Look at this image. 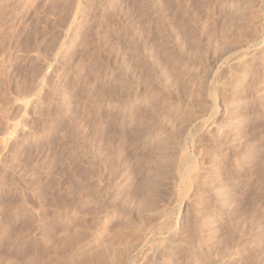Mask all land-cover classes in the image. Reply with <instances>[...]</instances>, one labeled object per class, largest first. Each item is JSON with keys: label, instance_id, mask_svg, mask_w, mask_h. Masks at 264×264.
Wrapping results in <instances>:
<instances>
[{"label": "rangeland", "instance_id": "1", "mask_svg": "<svg viewBox=\"0 0 264 264\" xmlns=\"http://www.w3.org/2000/svg\"><path fill=\"white\" fill-rule=\"evenodd\" d=\"M176 1L0 0V229L7 232L6 234L3 231L5 235L3 232L0 233L4 235H0L1 264H63L65 260L64 264H81L85 256L83 253H86L85 250L90 251V249L96 248L95 246L102 247V245H105L104 249L106 250L109 248L106 252L107 257L108 254H113V249L116 250V247L117 249L121 248L119 251L124 248V252H126V250L129 251L128 247L132 246L131 243L133 245L137 243L136 237L142 234L144 228L150 226V222L155 224H151L153 230L149 227L151 231L149 232L152 233L150 235L148 233L149 242L138 250L132 246L135 252L132 251V248L131 252L129 251L131 254L126 252L127 257L123 256L122 260L125 262L122 261V264L123 262L130 264L129 259L133 260L131 264H264V58H262L264 56V13L261 12L264 11V3L261 2L262 0H258V2L247 5L245 0V2L238 0L240 3L235 7L233 0L230 3V0ZM159 3H161L160 6ZM243 4L245 6H242ZM237 7L248 13V15H244V20L237 21L234 17L233 11ZM255 9L260 13L261 21L257 19L258 15L256 14L258 13ZM244 12L243 14H245ZM179 13L181 17H179ZM230 13H234L233 16ZM229 14L232 20L228 18ZM249 15L253 16L252 18L250 16V21ZM183 16L185 17L183 18ZM256 19L262 23L259 22L260 28L258 23L254 22ZM150 20L152 21L150 22ZM233 20L237 22V25ZM251 21L253 22L251 23ZM228 22L230 25L232 23L236 25H234L235 27L231 26V33L227 30L230 27L226 24ZM177 27H181L184 31ZM226 27L227 29H224ZM174 28L175 30H173ZM186 28L188 29L185 30ZM233 30H235L234 33ZM256 30H259L258 39L253 37L258 33ZM144 31L149 32L148 35ZM227 31L230 41L226 34L224 35ZM179 35L183 36L181 40L180 37L177 39ZM246 38H253L256 42L248 39L251 40L250 43ZM182 42H186V44ZM252 42L259 45L254 46ZM181 43L185 46L183 47ZM245 43L247 47L243 45ZM131 46L134 48V52L131 50ZM156 46L159 48L157 49ZM197 48L198 53L203 55L196 52ZM255 48L257 51H253ZM163 49L164 51H162ZM240 50L243 54L246 52L249 54L244 55H248L251 62L259 61L261 63L263 61L262 65L257 62V64H253L255 69L252 66L245 72L242 68L246 64L247 58L244 57L245 60H241L243 55ZM231 54L232 56L229 57ZM137 55L139 56L137 57ZM226 57L227 59H225ZM232 57L239 60L236 61ZM138 59H140L139 62L142 61L138 63L139 65L136 64ZM240 61L243 66L240 65ZM228 62L230 64L234 62L233 66H236L237 63L236 67H242L239 68L241 71L236 67L234 69ZM243 62L245 63L243 64ZM223 64L230 65L232 68H228L233 71L230 72V69L228 70ZM224 68L230 73L229 76ZM238 70L241 75L237 74ZM231 73L234 75L230 77ZM255 74L258 76L255 77ZM238 75L244 76L242 77L244 79H240L245 82L241 81L242 83L238 84ZM226 76L232 78L228 79V82L235 83L229 82L224 85ZM200 77L201 81L198 82ZM126 82L130 91L129 96L123 97L119 85H126ZM211 82L213 84L217 82V84L213 85ZM247 82H249L250 89L248 84H245ZM233 84H237L239 88H235L237 85L232 88ZM198 85L202 86L198 87ZM184 86L189 87L188 91ZM224 86L228 89L235 88V95L232 96L234 90L228 92ZM196 87L200 90L205 88L206 92L202 90L205 93H208L207 90L211 88L210 96L212 92L216 94H212V98L216 97L213 98L217 105L216 113L213 115L205 113L206 111L201 109L202 103L201 107L197 105L201 100L206 102L207 98H205V93L197 90ZM221 88L225 89L227 93ZM190 89L192 91L187 93V95L189 94L187 96L185 92H189ZM216 89H221V91L217 92ZM237 89L241 93L238 94ZM196 91L203 99H199L197 93L196 95L192 93ZM248 91L250 92L248 93ZM244 92L246 93L244 94ZM225 93L226 99L222 98ZM64 96L70 98L71 103L67 112L66 110L62 111L63 107L59 102ZM189 97L191 100H187L190 99ZM196 100H198L197 103H194ZM176 103L179 105H175ZM243 106L246 107L243 108ZM133 109L136 110V114ZM152 109L155 113L152 112ZM199 111L204 113L201 114ZM230 111L231 115H229ZM223 112L229 113V117L227 115L226 118L227 113L222 116ZM180 114L183 117L186 115V118L191 116L184 119L188 121V125L184 124V121H179L181 118L183 119V117L179 118ZM198 114L200 115L198 116ZM197 118L200 119V122ZM193 119L197 121L195 122ZM218 120L220 123H217ZM209 124L211 127L207 130ZM216 125L219 126L220 133H217ZM179 126L183 128L181 127L178 131ZM172 130L174 131L172 132ZM215 131V134L222 139L219 138V142L217 141L218 137L214 134ZM225 131L226 134L229 132L227 137ZM210 132L217 140L214 139L215 137L210 139ZM160 133L162 135L164 133L165 136L177 133L176 137H182L176 138V140H179L180 144L185 140L184 145H181L180 148V145L178 148L174 146L173 149L177 151L173 152L172 148L168 150L170 145H168L169 147L165 145L166 150L164 151L162 150L165 149L164 146H159L156 141H153L157 140ZM145 139L146 141H144ZM214 140L217 141L215 142L217 147L214 142L211 143ZM212 144L216 149H220L219 154L215 152L217 150ZM186 155L188 158L190 157V164L187 173L185 172L181 178L179 171L183 168V156ZM143 163L144 165H142ZM157 166L160 168L158 169ZM214 167L216 168L214 169ZM172 179L173 183H171ZM145 185L148 186V189L144 187ZM137 186L142 187V190ZM89 187L94 189L92 191L95 192L94 196L90 195ZM85 191H88L87 196L90 195L89 197L85 195ZM146 191L147 193H145ZM144 198H147L150 203L145 199L147 203L142 206H151L150 204L153 203L152 205L155 206L158 204L156 207L159 208L155 210V206H153L154 210L150 211L149 208V212L138 209ZM219 198L221 202L218 200ZM76 199L77 201H75ZM92 206L96 207L92 208ZM160 208L165 210H159ZM140 211L141 213H139ZM161 212H165V214L163 213V215ZM148 213L151 217L153 214V218L156 217L158 220L149 217ZM159 214L161 217L158 218ZM94 217L95 219L92 220ZM167 220L171 227L170 230H168L169 225L165 224ZM153 225H156L155 228ZM129 226H131V230ZM90 231L94 233L91 234ZM73 232L77 233L78 238H82L78 240ZM145 232L148 231L145 230ZM6 235L8 236L5 237ZM89 235H91L90 238ZM58 239L60 243H58ZM69 239L74 241L70 242ZM108 242H111L112 246ZM62 243L63 246H60ZM53 249L56 256L52 252ZM32 250L33 252H31ZM77 251L78 253H76ZM77 254H80V258L84 256L80 260ZM57 255H62L61 258L65 259L61 261L59 260L60 256L58 258ZM55 257L58 259L57 263L54 262V259L57 260ZM109 258L105 261L110 264L109 261L113 257L109 256ZM113 260L111 261L113 262Z\"/></svg>", "mask_w": 264, "mask_h": 264}, {"label": "bare ground", "instance_id": "2", "mask_svg": "<svg viewBox=\"0 0 264 264\" xmlns=\"http://www.w3.org/2000/svg\"><path fill=\"white\" fill-rule=\"evenodd\" d=\"M143 1H145V0H143ZM146 1H147V0H146ZM156 1H157V0H156ZM172 1H173V0H172ZM175 1H176V0H175ZM179 1H180V0H179ZM183 1H184V0H183ZM185 1H186V0H185ZM197 1H198V0H197ZM221 1H222V0H221ZM233 1H234V4H235V7L237 6L236 4L239 5V3H240V2H238V0H233ZM239 1H241V0H239ZM243 1H244V0H243ZM245 1H246L247 5H249V4H253V3H255V2H258V0H245ZM245 1H244V2H245ZM259 1H261V0H259ZM107 2H108V1H107ZM138 2H139V1H138ZM149 2H150V1H149ZM168 2H169V1H168ZM176 2H177V1H176ZM180 2H181V1H180ZM189 2H190V1H189ZM219 2H220V1H219ZM223 2H224V1H223ZM230 2H232V1L230 0L229 3H230ZM261 2L264 3V0H262ZM125 3H126V2H125ZM136 3H137V2H136ZM150 3H151V2H150ZM163 3H164V2H163ZM163 3H162V4H163ZM138 4H139V3H138ZM160 4H161V3H159V6H160ZM168 4H169V3H168ZM168 4H167V5H168ZM174 4H175V3H174ZM179 4H181V3H179ZM188 4H189V3H188ZM201 4H202V3H201ZM201 4H199V5H201ZM231 4H233V3H231ZM231 4H230V5H231ZM234 4H233V5H234ZM109 5H110V4H109ZM128 5H129V4H128ZM136 5H137V4H136ZM175 5H176V4H175ZM224 5H225V4H224ZM247 5H246V6H247ZM258 5H259V3H258ZM172 6H173V5H172ZM177 6H178V5H177ZM182 6H183V5H182ZM184 6H186L185 3H184ZM192 6H193V5H192ZM196 6H197V5H196ZM242 6H245V5L243 4ZM242 6H241V8H242ZM152 7H153V6H152ZM167 7H168V6H167ZM188 7H189V5H188ZM198 7H199V6H198ZM233 7H234V6H233ZM233 7H232V8H233ZM250 7H251V6H250ZM256 7H259V6H256ZM140 8H141V7H140ZM146 8H147V7H146ZM158 8H159V7H158ZM162 8H164V7H162ZM190 8H191V4H190ZM202 8H203V7H202ZM229 8H230V7H229ZM229 8H228V9H229ZM245 8H246V7H245ZM248 8H249V7H248ZM136 9H137V8H136ZM143 9H144V8H143ZM156 9H157V8H156ZM156 9H155V10H156ZM179 9L181 10V8H179ZM187 9H188V8H187ZM196 9H197V7H196ZM230 9H231V8H230ZM234 9H235V8H234ZM242 9H243V8H242ZM242 9H240V10H241V11H240V10L238 9V7H237V9H236L235 11L232 10V11L235 13V16H234V17L236 18L237 21L244 20V17H245L244 15H248L247 12H246L247 14L244 12V11H246V10L242 11ZM257 9H258V11L260 12L259 8H257ZM257 9H255L256 12H257ZM261 9H262V6H261ZM140 10H141V9H140ZM158 10H159V9H158ZM160 10H161V8H160ZM164 10H167V9H164ZM169 10H170V7H169ZM184 10H185V8H184ZM190 10H191V9H190ZM198 10H199V9H198ZM202 10H203V9H202ZM151 11H152V10H151ZM167 11H168V10H167ZM172 11H173V10H172ZM177 11H178V10H177ZM205 11H206V10H205ZM205 11H204V12H205ZM239 11H240V12H239ZM250 11H251V9H250ZM77 12H78V11H77ZM81 12H82V11H81ZM156 12H157V11H156ZM173 12H174V11H173ZM178 12H180V11H178ZM189 12H190V11H189ZM189 12H188V13H189ZM193 12H194V11H193ZM204 12H203V13H204ZM228 12H229V11H228ZM243 12H244L245 14H243ZM254 12H255V11H254ZM259 12H257L258 14H256V15H258L257 19L260 18V16H259L260 13H259ZM261 12L264 13V11H261ZM141 13H142V12H141ZM153 13H154V12H153ZM161 13H162V12H161ZM163 13H164V12H163ZM184 13H185V12H184ZM191 13H192V12H191ZM195 13H196V12H195ZM234 13H233V14H234ZM81 14H83V13H81ZM159 14H160V11H159ZM159 14H158V15H159ZM186 14H187V13H186ZM227 14H228V13H227ZM230 14L233 16L232 13H230ZM230 14L227 15V16H229L228 18H230ZM254 14H255V13H254ZM254 14H253V16H254ZM161 15H163V14H161ZM180 15H181V14L179 13V17H181ZM183 15H185V14H183ZM262 15H263V14H262ZM156 16H157V15H156ZM159 16H160V15H159ZM188 16H189V15H188ZM191 16H192V15H191ZM191 16H190V17H191ZM225 16H226V15H225ZM250 16H251V18L253 17L252 15H249V18H248L249 21H250ZM140 17H141V16H140ZM163 17H164V16H163ZM177 17H178V16H177ZM184 17H185V16H183V18H184ZM194 17H195V16H194ZM246 17H248V16H246ZM255 17H256V16H255ZM255 17H254V18H255ZM263 17H264V16H263ZM84 18H85V17H84ZM86 18H87V17H86ZM150 18H151V17H150ZM156 18H157V17H156ZM187 18H188V17H187ZM187 18H186V20H187ZM226 18H227V17H226ZM235 18H234V19H235ZM254 18H253V19H254ZM157 19H158V18H157ZM176 19H177V18H176ZM176 19H175V20H176ZM192 19H194V18H192ZM203 19H204V18H203ZM248 19H246V20H248ZM257 19H256L254 22H257L258 25H259V22H260L261 20L259 19L260 21L258 22ZM155 20H156V19H155ZM161 20H162V19H161ZM177 20L179 21V19H177ZM180 20H182V18H180ZM184 20H185V19H184ZM184 20H183V21H184ZM188 20H189V19H188ZM226 20H227V19H226ZM230 20H232V19L230 18ZM263 20H264V19H263ZM151 21H152V20H150V22H151ZM178 21H176V22H178ZM197 21H198V20H197ZM227 21H228V20H227ZM233 21L235 22V20H233ZM127 22H128V20H127ZM159 22H160V21H159ZM189 22H190V21H189ZM191 22H192V21H191ZM191 22H190V23H191ZM231 22H232V21H231ZM231 22H230V23H231ZM243 22H244V21H243ZM252 22H253V21H251V23H252ZM153 23H154V22H153ZM157 23H158V22H157ZM178 23H179V22H178ZM194 23H195V22H194ZM251 23H250V25H251ZM260 23H261V22H260ZM128 24H129V23H128ZM184 24H185V23H184ZM184 24H182V25H184ZM186 24H189V23H186ZM195 24H196V23H195ZM226 24H227L228 27H229V25H230L229 22L226 23ZM235 24L237 25V22H235ZM235 24H234V25H235ZM240 24H241V22H240ZM261 24H262V23H261ZM130 25H131V24H130ZM130 25H129V26H130ZM178 25H179V24H178ZM224 25H225V24H224ZM232 25H233V23L230 25L229 29H227V27L224 28V29H227V30L230 32V31H232V29H231V26H232ZM234 25H233V26H234ZM236 25H235V26H236ZM255 25H256V24H255ZM233 26H232V27H233ZM235 26H234V27H235ZM239 26H240V25H239ZM174 27H175V26H174ZM185 27H186V25H185ZM193 27H194V26H193ZM253 27H255V26H253ZM127 28H129V27H127ZM132 28H133V27H132ZM145 28H146V27H145ZM149 28H150V27H149ZM177 28L179 29V28H181V27H177ZM183 28H184V27H183ZM191 28H192V27H191ZM247 28H248V27H247ZM247 28H246V29H247ZM259 28H260V25H259ZM261 28H262V27H261ZM124 29H125V28H124ZM181 29H182V28H181ZM187 29H188V28H186L185 30H187ZM193 29H194V28H193ZM230 29H231V30H230ZM250 29H251V28H250ZM127 30H128V29H127ZM127 30H126V31H127ZM140 30H141V29H140ZM143 30H144V29H143ZM145 30H147V29H145ZM173 30H175V28H174ZM182 30H183V29H182ZM191 30H192V29H191ZM194 30H195V29H194ZM248 30H249V29H248ZM128 31H129V30H128ZM147 31H148V30H147ZM183 31H184V30H183ZM189 31H190V30H189ZM228 31H227L226 33H224V35L226 34V37H227V35H228ZM234 31H235V30H233V33H234ZM243 31H244V30H243ZM250 31H251V30H250ZM256 31L258 32L259 30H256ZM260 31H261V30H260ZM130 32H131V31H130ZM136 32H137V31H136ZM139 32H140V31H139ZM144 32H146V31H144ZM174 32H175V31H174ZM193 32H194V31H193ZM236 32H237V30H236ZM248 32H249V31H248ZM253 32H254V28H253L252 34H253ZM257 32H255V33H257ZM263 32H264V30H263ZM132 33H133V32H132ZM146 33H147V32H146ZM148 33H149V32H148ZM148 33H147V35H148ZM178 33H179V31H178ZM185 33L187 34V31H186ZM230 33H231V32H230ZM230 33H229V35H230V37H231V34H230ZM233 33H232V35H233ZM239 33H240V30H239ZM239 33H238V34H239ZM136 34H137V33H136ZM144 34H145V33H144ZM173 34H174V33H173ZM186 34H184L185 37H187ZM189 34H191V33H189ZM189 34H188V35H189ZM246 34H247V33H246ZM260 34H261V33H260ZM130 35H131V34H130ZM139 35L142 36L141 34H139ZM145 35H146V34H145ZM175 35H176V34H175ZM177 35H178V34H177ZM224 35H223V36H224ZM249 35H250V34H249ZM125 36H126V35H125ZM180 36H181V35L177 36V39H178V37H180ZM234 36H235V35H234ZM243 36H244V35H243ZM245 36H246V35H245ZM245 36H244V37H245ZM250 36H251V35H250ZM136 37H137V36H136ZM226 37H224V39H226ZM239 37H240V36H239ZM239 37H238V38H239ZM253 37H254V38L256 37V38L258 39V37H259V32L257 33L256 36H253ZM133 38H134V37H133ZM137 38H138V37H137ZM141 38H143V37H141ZM145 38L147 39V37H145ZM181 38H183V36L180 37V40H181ZM227 38H228V37H227ZM233 38L235 39V37H233ZM236 38H237V37H236ZM262 38H263V37H262ZM130 39L132 40V37H130ZM177 39H176V40H177ZM188 39H189V38H188ZM191 39H192V38H191ZM228 39H229V38H228ZM231 39H232V38H231ZM246 39H247V41H250V43H251V40H254V41L256 42V40L253 39V38H246ZM248 39H251V40H248ZM128 40H129V39H128ZM137 40H138V39H137ZM139 40H140V37H139ZM183 40H184V39H183ZM183 40H182V41H183ZM185 40H186V38H185ZM243 40H244V39H243ZM259 40H263V39H259ZM259 40H258V41H259ZM134 41H135V40H134ZM144 41H145V40H144ZM186 41H187V40H186ZM229 41H230V39H229ZM258 41H257V43H258ZM126 42H127V41H126ZM126 42H124V43L126 44ZM142 42H143V41H142ZM188 42H189V41H188ZM188 42H187V43H188ZM245 42H246V40H245ZM255 42H252V43H254V46H258L259 44H258V45H257V44L255 45ZM131 43H132V42H131ZM134 43H135V42H134ZM137 43H139V42H137ZM140 43H141V40H140ZM143 43H144V42H143ZM143 43H142V44H143ZM182 43H185V44H186V42H182ZM182 43H181V44H182ZM226 43H227V42H226ZM228 43H229V42H228ZM241 43H242V42H241ZM248 43H249V42H248ZM248 43H247V44H248ZM147 44H148V43H147ZM189 44H190V43H189ZM63 45H64V44H63ZM133 45H134V44H133ZM143 45H145V44H143ZM182 45H183V47L185 46L184 44H182ZM228 45H229V44H227V46H228ZM235 45H236V44H235ZM243 45L245 46L246 43L243 44ZM248 45H249V44H248ZM137 46H138V45H137ZM140 46H141V45H140ZM149 46H150V45H149ZM153 46H154V45H153ZM159 46H161V45H159ZM162 46H163V45H162ZM231 46H233V45H231ZM237 46H238V45H237ZM240 46H241V45H240ZM249 46H250V45H249ZM128 47H130V46L128 45ZM131 47H132V46H131ZM151 47H152V46H151ZM151 47H150V48H151ZM164 47H165V46H164ZM187 47H188V45H187ZM229 47H230V45H229ZM235 47H236V46H235ZM238 47H239V46H238ZM238 47H237V48H238ZM241 47H242V46H241ZM245 47H247V46H245ZM252 47H253V46H252ZM135 48H136V47H135ZM142 48H144V47H142ZM147 48H148V47H147ZM147 48H145V49H147ZM156 48H157V46H156ZM158 48H159V47H158ZM158 48H157V49H158ZM231 48H232V47H231ZM233 48H234V46H233ZM242 48H243V47H242ZM253 48H254V47H253ZM124 49H125V48H124ZM124 49H123V50H124ZM164 49H165V48H164ZM164 49H163L162 51H164ZM235 49H236V48H235ZM238 49H239V48H238ZM238 49H237V50H238ZM259 49H260V48H259ZM131 50H133V52L135 51L133 47H132ZM136 50H137V49H136ZM142 50L145 51L144 49H142ZM196 50H197L196 52L198 53V48H197ZM199 50H200V49H199ZM137 51H138V50H137ZM143 51H141V52H143ZM157 51H158V50H157ZM245 51H246V50H245ZM245 51H244V52H245ZM253 51H257L256 48H255V50H253ZM253 51H252V52H253ZM129 52H130V50H129ZM131 52H132V51H131ZM133 52H132V53H133ZM138 52H139V51H138ZM159 52H160V51H159ZM194 52H195V51H194ZM196 52H195V55H197ZM200 52H202V51H200ZM238 52H239V50H238ZM240 52L242 53L241 50H240ZM127 53H128V52H127ZM144 53H145V52H144ZM147 53H148V52H147ZM162 53H164V52H162ZM246 53H247V52H246ZM246 53H244V54H246ZM255 53H256V52H255ZM152 54H153V53H152ZM198 54H199V53H198ZM201 54H202V53H200L199 55H201ZM234 54H235V53H234ZM234 54H233V55H234ZM244 54L242 53L243 56H242V57L240 56V57L242 58V59H241L242 61H243V59L245 60V58H247L248 60L251 59V58L247 57V56L249 55L248 53H247V54H248L247 56H245ZM251 54H253V53H251ZM259 54H260V52H259ZM259 54H258V56H259ZM263 54H264V53H263ZM263 54H262V55H263ZM129 55H130V54H129ZM132 55H133V54H132ZM135 55H136V53H135ZM149 55H150V53H149ZM199 55H198V56H199ZM202 55H203V54H202ZM236 55L239 56L238 54H236ZM236 55H235V56H236ZM138 56H139V55H137V57H138ZM143 56H144V55H143ZM205 56H206V55H205ZM231 56H232V54H231L229 57H231ZM237 56H236V57H237ZM251 56H252V55H251ZM131 57H132V56H131ZM137 57H136V59H137ZM194 57H196V56H194ZM194 57H193V58H194ZM236 57H235V58L232 57V58H233L234 60H236ZM240 57H239V58H240ZM244 57H245V58H244ZM253 57H254V56H253ZM256 57H257V56H256ZM261 57H262V56H261ZM133 58H134V55H133ZM142 58H143V57H142ZM142 58H141V60H142ZM196 58H198V57H196ZM199 58H200V56H199ZM199 58H198V59H199ZM207 58H208V57H207ZM211 58H212V56H211ZM211 58H209V59H211ZM257 58H258V57H257ZM262 58H264V56H263ZM127 59H128V57H127ZM201 59H202V58H201ZM213 59L215 60V58H213ZM225 59H227V57H226ZM233 59H231V60H233ZM247 59L245 60V61H246V64H244L245 62H243V64H244V67H243V68L238 66L240 69H241V68L244 69L245 72H246V70H247L248 68H251V67L253 66V64H255V63L257 64V62H259V61H257V62H254V61L251 62V60H249V61H250V63H249V61H248ZM259 59H260V58H259ZM259 59H258V60H259ZM139 60H140V59H138L137 63H136L135 61H134V62H135L136 64L142 62V61L139 62ZM206 60H207V59H205V61H206ZM231 60H229V61H231ZM234 60H233V61H234ZM237 60H239V59L237 58ZM237 60H236V61H237ZM253 60H255V59H253ZM263 60H264V59H263ZM131 61H132V60H131ZM203 61H204V60H203ZM203 61H202V62H203ZM217 61H218V59H217ZM227 61H228V60H227ZM236 61H234V62H236ZM247 61H248V63H247ZM260 61H261V59H260ZM127 62H128V61H127ZM206 62H207V61H206ZM206 62H205V63H206ZM234 62H232V63H234ZM131 63H132V62H131ZM135 63H134V64H135ZM192 63H193V62H192ZM198 63H199V62H198ZM222 63H223V62H222ZM232 63L230 64V62H228V64H230V65H232ZM240 63H241V61H240ZM261 63H263V61H262ZM261 63L259 62V64H261ZM129 64H130V63H129ZM184 64H185V62H184ZM212 64H214V63H212ZM259 64H258V65H259ZM138 65H139V64H138ZM141 65H142V63H141ZM141 65H140V66H141ZM223 65H224V64H223ZM226 65H227V64H226ZM226 65H224L226 68L231 67L230 65H229V66H228V65L226 66ZM238 65H239V64H238ZM240 65H242V63H241ZM261 65H262V64H261ZM129 66H130V65H129ZM133 66L135 67V65H133ZM183 66H184V65H183ZM217 66H218V65H217ZM232 66H233V65H232ZM236 66H237V63H236ZM236 66H235V65L233 66L234 69H235ZM242 66H243V65H242ZM197 67H198V66H197ZM212 67H213V66H212ZM222 67H223V66H222ZM253 67H254V66H253ZM256 67H257V65H256ZM258 67H260V66H258ZM231 68H232V67H231ZM231 68H228V70L230 69V70H229L230 72L233 71V69L231 70ZM236 68H237V67H236ZM239 68H237V69H239ZM183 69H184V68H183ZM209 69H211V68H209ZM219 69H220V67H219ZM237 69H236V70H237ZM240 69H239V70H240ZM254 69H255V67H254ZM220 70H221V69H220ZM220 70H219V71H220ZM224 70H225L226 72L228 71V70L225 69V68H224ZM224 70H223V71H224ZM236 70H234V71H236ZM239 70H238V71H239ZM204 71H205V70H204ZM213 71H214V70H213ZM240 71H241V70H240ZM240 71H239V73H237V72H234V73H237V74L241 75V74H240V73H241ZM244 71H243V72H244ZM247 71H248V70H247ZM256 71L258 72V70H256ZM256 71H254V72L256 73ZM189 72H190V71H189ZM202 72H203V71H202ZM243 72H242V73H243ZM187 73H188V72H187ZM204 73H205V72H204ZM218 73H220V72H218ZM223 73H224V72H223ZM223 73H221V74L223 75ZM227 73H228V76H229L230 73H229V72H227ZM247 73H248V72H247ZM247 73H246V74H247ZM252 73H253V71H252ZM178 74H179V73H178ZM210 74H211V72H210ZM212 74H213V73H212ZM225 74H226V73H225ZM225 74H224V76H225ZM246 74H245V75H246ZM250 74H251V73H250ZM128 75H129V74H128ZM195 75H196V74H195ZM200 75H201V74H200ZM200 75H199V76H200ZM218 75L220 76V74H218ZM222 75H221V77H222ZM232 75H234V74L231 73L230 77H231ZM239 75H238V76H239ZM252 75H253V74H252ZM252 75H251V76H252ZM179 76H181V75H179ZM179 76H178V77H179ZM186 76H187V75H186ZM202 76H203V75H202ZM236 76H237V75H236ZM256 76H258V74H257V75L255 74V77H256ZM259 76H260V75H259ZM175 77H176V76H175ZM178 77H177V78H178ZM206 77H207V76H206ZM206 77H205V78H206ZM217 77H218V76H217ZM230 77L227 78V76H226L227 79H226V80L224 79V81L226 82V83L224 82V83H225L224 85L228 84L229 82H230L231 84H232V83H235V82H231V81L228 82V81H227L228 79H230V80L232 79V78H230ZM234 77H235V76H234ZM234 77H233V79H234ZM242 77H244V76H239V78H237V83H238V84H239V82L242 81L241 79H244V78H242ZM246 77H248V76H246ZM253 77H254V76H253ZM255 77H254V78H255ZM179 78H181V77H179ZM203 78H204V76L202 77V79H203ZM240 78H241V79H240ZM181 79H182V78H181ZM198 79H200V80L198 81V82H200V81H201V77L198 78ZM210 79H211V78H210ZM250 79H251V78H250ZM250 79H248V80H250ZM176 80H177V79H176ZM222 80H223V79H222ZM252 80H253V79H252ZM129 81H130V80H129ZM212 81H213V80H212ZM234 81H235V79H234ZM182 82H183V81H182ZM242 82H245V80L242 81ZM242 82H241V83H242ZM256 82H257V80H256ZM256 82H255V83H256ZM119 83H120V82H119ZM122 83H123V82H122ZM211 83H212V82H211ZM220 83H221V82H220ZM251 83H252V82H251ZM251 83H250V84H251ZM253 83H254V82H253ZM117 84H118V83H117ZM128 84H129V82H128ZM184 84H185V83H184ZM184 84H183V85H184ZM195 84H196V83H195ZM212 84H213V83H212ZM212 84H211V85H212ZM216 84H217V82H216L215 84H213V85H216ZM231 84H230V85H231ZM245 84H248V85H247L248 87L250 86V85H249V82H247V83H245ZM258 84H259V83H258ZM185 85H187V84H185ZM235 85H237V84H235ZM235 85L233 84L231 87L233 88V86H235ZM255 85H256V84H255ZM128 86H129V85H127V82H126V85H125V84H124V85H123V84L119 85L120 89L122 90L121 92H122V94H123V95H121V96H123V97H124L125 95L129 96L128 93H129L130 90H129V87H128ZM187 86H188V85H187ZM199 86H200V85H198V87H199ZM201 86H202V85H201ZM201 86H200V87H201ZM130 87H131V85H130ZM213 87H214V86H213ZM213 87H212V88H213ZM215 87H216V86H215ZM222 87H223V86H222ZM229 87H230V86H229ZM231 87H230V88H231ZM237 87H238V85H237L235 88H237ZM248 87H247V88H248ZM253 87H254V86H253ZM131 88H132V87H131ZM182 88H183V86H182ZM184 88H186V86H184ZM191 88H192V87H191ZM206 88H207V87H206ZM218 88H220V86H218ZM224 88H225V86H224ZM226 88H227V87H226ZM226 88H225V89H226ZM230 88H229V89L227 88V89H228V92H231V91H233V90L235 89V88H234V89H232V88L230 89ZM238 88H239V87H238ZM247 88H246V89H247ZM186 89H187V91H188L189 87L186 88ZM196 89H197V87H196ZM221 89H222V88H221ZM221 89H216V90H217V92H218V90L221 91ZM225 89H222V91H226ZM240 89H241V88H240ZM242 89H243V88H242ZM249 89H250V87H249ZM110 90H112V89H110ZM193 90H194V89H193ZM197 90H200V89H197ZM202 90L205 91V88H204V89L201 88L200 91H202ZM210 90H211V88H210ZM210 90H207L208 93H205L206 91H205V92L202 91L203 93H205L204 95H206L205 98H207V100L204 99V100H206V102H204L203 100H201L200 102H198L197 105H199V106L201 107V103H202V108H201V109H203V111L205 110V111H206V112L204 111L205 113H210V114L213 115V113H216L217 105L214 103V100H213V98H214L215 96L212 98V94H213L212 91H211L212 94H211V96H210V93H209ZM214 90H215V89H214ZM214 90H213V91H214ZM229 90H231V91H229ZM158 91H159V90H158ZM184 91H186V90L184 89ZM190 91H192V89H190L189 92H185L186 95H187V93H190ZM237 91H239V90L237 89ZM241 91H243V90H241ZM181 92H182V91H181ZM233 92H234V93H233ZM233 92H232V93H233L232 96H234L235 93H236L235 90H234ZM246 92H247V91H246ZM246 92H244V94H245ZM249 92H250V91H248V93H249ZM183 93H184V92H183ZM185 93H184V94H185ZM192 93H195V95H196V93L198 94L197 91H196V92H192ZM192 93H191V94H192ZM221 93H222V92H221ZM221 93H220V95H221ZM226 93H227V91H226ZM226 93H225V96L222 95V98H225V97H226ZM239 93H241V92L239 91L238 94H239ZM242 93H243V92H242ZM158 94H159V93H158ZM201 94H202V93H201ZM214 94H215V93H214ZM214 94H213V95H214ZM217 94H218V93H217ZM223 94H224V92H223ZM250 94H251V93H250ZM188 95H189V94H188ZM188 95H187V96H188ZM199 95H200V94H198V96H199ZM204 95H203V96H204ZM207 95H208V97H207ZM215 95H216V94H215ZM141 96H142V95H141ZM184 96H185V95H184ZM201 96H202V95H201ZM232 96H231V98H232ZM238 96H239V95H238ZM238 96H237V97H238ZM148 97H149V96H148ZM190 97H192V96H190ZM190 97H189V98H190ZM194 97H195V96H194ZM218 97H219V96H218ZM229 97H230V96H229ZM229 97H228V98H229ZM240 97H241V94H240ZM125 98H126V97H125ZM125 98H124V99H125ZM130 98H131V97H130ZM144 98H145V97H144ZM157 98H158V97H157ZM192 98H193V97H192ZM201 98H202V97H201ZM201 98H200V96H199V99H201ZM215 98H216V97H215ZM226 98H227V97H226ZM226 98H225V99H226ZM33 99H34V97H33ZM122 99H123V98H122ZM196 99H198V98H196ZM202 99H203V98H202ZM262 99H263V98H262ZM69 100H70V98H67V97H65V96H64L63 98L60 99L59 102H60V104H61V107H63V110H62L63 112H64V110H66V112H67V110H68V108H69V106H70V104H71ZM135 100H136V99H135ZM187 100H191V98H190V99H187ZM194 100H195V98L193 99V101H194ZM220 100H221V99H220ZM222 100H223V99H222ZM222 100H221V101H222ZM234 100L236 101L237 99H235V97H234ZM234 100H233V101H234ZM38 101H39V100H38ZM124 101H125V100H124ZM197 101H198V100H196V102H194V103H197ZM202 101H203L204 103H203ZM225 101H227V100H225ZM250 101H252V100H250ZM136 102H137V101H136ZM143 102H145V101H143ZM160 102H161V101H160ZM236 102H237V101H236ZM236 102H233V103H236ZM261 102H262V101H261ZM36 103H37V102H36ZM190 103H191V102H190ZM228 103H229V102H228ZM231 103H232V102H231ZM238 103H239V102H238ZM31 104H32V103H31ZM132 104H133V103H132ZM142 104H143V103H142ZM160 104H161V103H160ZM191 104H193V103H191ZM224 104H225V103H224ZM236 104H237V103H236ZM236 104H235V105H236ZM248 104H249V103H248ZM58 105H59V104H58ZM114 105H115V104H114ZM130 105H131V104H130ZM130 105H129V106H130ZM175 105H179V104L176 103ZM193 105H196V104H193ZM193 105H192V106H193ZM225 105H226V104H225ZM230 105H233V104H230ZM172 106H173V105H172ZM172 106H171V107H172ZM188 106H190V105L188 104ZM199 106H198V107H199ZM218 106H219V105H218ZM226 106H227V105H226ZM141 107H142V106H141ZM144 107H145V106H144ZM200 107H199V108H200ZM229 107H230V106H229ZM237 107H238V106H237ZM245 107H246V106H245ZM245 107L243 106V108H245ZM259 107H260V106H259ZM70 108H71V107H70ZM126 108H127V107H126ZM130 108H131V107H130ZM132 108H133V107H132ZM134 108H135V107H134ZM192 108H193V107H192ZM194 108H195V107H194ZM233 108H234V107H233ZM257 108H258V107H257ZM139 109H140V108H139ZM171 109H172V108H171ZM186 109H187V108H186ZM201 109H200V110H201ZM129 110H130V109H129ZM131 110H132V109H131ZM134 110H135V109H133V111H134ZM152 110H153V109H152ZM174 110H175V109H174ZM189 110H190V107H189ZM191 110H192V109H191ZM191 110H190V112H192ZM193 110H196V109H193ZM245 110H246V109H245ZM62 111H61V112H62ZM68 111H69V110H68ZM71 111H72V110H71ZM137 111H138V109H137ZM197 111H198V110H197ZM226 111H227V110H226ZM228 111H229V110H228ZM63 112H62V113H63ZM152 112H154V110H153ZM181 112H182V111H181ZM199 112H200V111H199ZM204 112H200V113L202 114V113H204ZM233 112H234V110H233ZM242 112H243V111H242ZM70 113H71V112H70ZM70 113H69V114H70ZM138 113H139V111H138ZM154 113H155V112H154ZM226 113H227V112H226ZM226 113L223 112V115H222V116H224V114H226ZM234 113H235V112H234ZM236 113H237V111H236ZM238 113H240V112H238ZM67 114H68V113H67ZM134 114H136V110H135V113H134ZM182 114H183V113H182ZM184 114H185V113H184ZM228 114H229V113L226 114V118H227V115H228ZM231 114H232V113H231V111H230V114H229V115H231ZM240 114H241V113H240ZM64 115H65V114H64ZM150 115H151V113H150ZM189 115H190V114H189ZM199 115H200V114H198V116H199ZM203 115H204V114H203ZM229 115H228V117H229ZM238 115H239V114H238ZM178 116H179V113H178ZM184 116H185V117H183V116L180 114V117H179V118L183 117V119L181 118V120H179V121H184L183 123H184V124L187 123L186 125H188V121H187V120H184V119L186 118V115H184ZM192 116H193V115H192ZM196 116H197V115H196ZM204 116H205V115H204ZM232 116H233V115H232ZM234 116H235V115H234ZM64 117H65V116H64ZM69 117H70V116H69ZM142 117H143V116H142ZM151 117H153V116H151ZM188 117H191V116H188ZM188 117H187V118H188ZM193 117H194V116H193ZM219 117H220V116H219ZM243 117H244V116H243ZM143 118H144V117H143ZM172 118H173V116H172ZM179 118L176 117V119H179ZM187 118H186V119H187ZM205 118H206V117H204V119H205ZM210 118H211V116H210ZM230 118H231V116H230ZM230 118H229V119H230ZM144 119H145V118H144ZM176 119H175V120H176ZM189 119L191 120V118H189ZM189 119H188V120H189ZM195 119H196V117H195ZM201 119H203V118H201ZM204 119H203V120H204ZM207 119H208V118H207ZM223 119H224V118H223ZM145 120H146V119H145ZM145 120H144V121H145ZM150 120H151V119H150ZM175 120H174V121H175ZM190 120H189V121H190ZM197 120L199 121L200 119L197 118ZM197 120H196V121H197ZM205 120H206V119H205ZM216 120H217V118H216ZM231 120H232V119H231ZM231 120H230V121H231ZM146 121H147V120H146ZM170 121H171V120H170ZM176 121H177V120H176ZM179 121H178V122H179ZM186 121H187V122H186ZM193 121H195V120L193 119ZM193 121H192V124H193ZM196 121H195V122H196ZM201 121H202V120H201ZM208 121H209V120H208ZM220 121H221V119H220ZM225 121H226V120H225ZM230 121H229V122H230ZM71 122H72V121H71ZM178 122H177V123H178ZM195 122H194V123H195ZM199 122H200V121H199ZM222 122H224V121L222 120ZM226 122H227V121H226ZM147 123H148V122H147ZM171 123H172V122H171ZM177 123H176V124H177ZM215 123H216V121H215ZM215 123H214V124H215ZM217 123H220L219 120H218ZM217 123H216V124H217ZM235 123H236V122H235ZM179 124H180V123H179ZM236 124H237V123H236ZM173 125H174V124H173ZM180 125H181V124H180ZM201 125H202V123H201ZM211 125H212V124H211ZM219 125H220V127H221V124H219ZM240 125H241V124H240ZM184 126H185V125H184ZM191 126H192V125H191ZM216 126H217V125H216ZM224 126H226V125L224 124ZM149 127H151V126H149ZM176 127L178 128V125H176ZM176 127H175V128H176ZM181 127H182V126H181ZM181 127L179 126V129H177V130L179 131ZM210 127H211V126H210V124H209L208 127H207V130H208V128H210ZM218 127H219V126H217V129H218ZM146 128H148V127H146ZM182 128H183V127H182ZM185 128H186V127H185ZM192 128H193V127H192ZM174 130L176 131V129H174ZM174 130H172V132H173ZM213 130H214V129H213ZM215 130H216V129H215ZM219 130H220V129H218L217 133L219 132ZM227 130H228V129H227ZM72 131H73V130H72ZM148 131H149V130H148ZM148 131H147V132H148ZM205 131H206V130H205ZM236 131H237V130H236ZM239 131H240V130H239ZM239 131H238V132H239ZM145 132H146V131H145ZM149 132H150V131H149ZM149 132H148V133H149ZM180 132H183V131H180ZM223 132H224V131H223ZM188 133H189V132H188ZM207 133H208V132H207ZM215 133H216V131L214 132V134H215ZM219 133H220V132H219ZM221 133H222V132H221ZM228 133H229V132H228ZM228 133H227V134H228ZM230 133H231V131H230ZM146 134H147V133H146ZM146 134H145V135H146ZM169 134H171V133H169ZM209 134L211 135V136H209L210 139H211L213 136H212L211 132H210ZM225 134H226V131H225ZM227 134H226V137H227ZM166 135H167V134H166ZM176 135L178 136L177 133H175V135H171V136H170V135H169V136L167 135V136H165L164 133H163V135L160 133V134L158 135V137H157V140H155L154 138H156V137H154V138H153V139H154L153 141H156V143H158L159 146H162V147L164 146L163 148H165V145H166V146L170 145V149L168 148V150H171V148H172V152H173V151L176 150V149H175V150L173 149L174 146H175V147L177 146V148H178V145H180V146H179V148H180V147H182L181 145H184V142H185V140H184V142H183L182 144H180V143H179V140L177 141L176 138L179 139V138L182 137V136H180V137H176ZM182 135H183V133H182ZM187 135H188V134H187ZM207 135H208V134H207ZM215 135H216V134H215ZM220 135H221V134H220ZM230 135H233V134H230ZM146 136H147V135H146ZM216 136H217V135H216ZM222 136H223V135H222ZM233 136H234V135H233ZM233 136H232V137H233ZM235 136H236V135H235ZM237 136H238V135H237ZM143 137H144V136H143ZM150 137H151V136H150ZM183 137H184V136H183ZM186 137H187V136H186ZM189 137H190V136H189ZM189 137H188V138H189ZM214 137H215V136H214ZM214 137H213V138H214ZM217 137H218V136H217ZM190 138H191V137H190ZM203 138H204V137H203ZM205 138H206V136H205ZM213 138H212V139H213ZM219 138H220V137H218V139H219ZM230 138H231V137H230ZM239 138H240V137H239ZM170 139H171V140H170ZM195 139H196V138H195ZM199 139H200V138H199ZM214 139L217 140L216 137H215ZM220 139H221V138H220ZM220 139L217 140V141L219 142ZM224 139H225V138H224ZM234 139H235V138H234ZM147 140H148V139H147ZM189 140H190V139H189ZM196 140H197V139H196ZM200 140H201V139H200ZM215 140H214V141H211V143L214 142V144H215V142H217V141H215ZM221 140H222V139H221ZM144 141H146V139H145ZM181 141H182V140H181ZM193 141H194V140H193ZM197 141H199V140H197ZM209 141H210V140H209ZM223 141H226V140H223ZM231 141H232V140H231ZM186 142H187V141H186ZM156 143H155V144H156ZM195 143H196V142H195ZM201 143H202V140H201ZM228 143H229V141H228ZM231 143H232V142H231ZM203 144H205V143H203ZM217 144H218V143H217ZM232 144H234V143H232ZM239 144H240V142H239ZM158 145H157V146H158ZM212 145H213V144H212ZM215 145H216V144H215ZM219 145H220V144H219ZM219 145H218V148H219ZM195 146H197V145H195ZM206 146H207V145H206ZM223 146H224V145H223ZM226 146H227V145H226ZM245 146H246V145H245ZM168 147H169V146H168ZM175 147H174V148H175ZM197 147H198V146H197ZM213 147H214V149H216L217 145H216V147L213 145ZM229 147H230V145H229ZM231 147H232V146H231ZM157 148L159 149V147H157ZM211 148H212V147H211ZM161 149H162V148H161ZM80 150H81V149H80ZM162 150L165 151L166 148H165V149H162ZM162 150H161V151H162ZM216 150H217V151H215V152H218L220 149H219V150L216 149ZM250 150H251V149H250ZM83 151H84V150H83ZM157 151H159V150H157ZM176 151H177V150H176ZM235 151H236V150H235ZM246 151H247V150H246ZM248 151H249V150H248ZM167 152H170V151H167ZM202 152H203V151H202ZM165 153H166V152H165ZM174 153H176V152H174ZM211 153H212V151H211ZM233 153H234V152H233ZM169 154H170V153H169ZM198 154H199V153H198ZM208 154H209V153H208ZM208 154H207V156H208ZM218 154H219V152H218ZM220 155H221V154H220ZM168 156L170 157V155H168ZM177 156H178V155H177ZM199 156H200V155H199ZM215 156H216V155H215ZM211 157H213V156H211ZM218 157H219V156H218ZM218 157H217V160H218ZM167 158H168V157H167ZM167 158H165V159H167ZM189 158H190V157H189ZM189 158L187 157V155H186V156H183V164H184V165L182 166V167H183L182 170L179 171V176H180L181 178L184 176V173H185L186 171H188V165L190 164V160H189ZM226 158H227V157H226ZM141 159H142V158H141ZM141 159H140V160H141ZM165 159H164V160H165ZM168 159H170V158H168ZM219 159H220V158H219ZM148 160H149V159H148ZM159 160H160V159H159ZM191 160H192V159H191ZM146 161H147V160H146ZM146 161H145V162H146ZM152 161H153V160H152ZM154 161H155V160H154ZM157 161H158V160H157ZM166 161H167V160H166ZM170 161H172V160L170 159ZM170 161H169V162H170ZM225 161H226V160H225ZM225 161H223V162H225ZM142 162H143V161H142ZM145 162H144V163H145ZM167 162H168V161H167ZM191 162H192V161H191ZM249 162H250V161H249ZM144 163H143L142 165H144ZM156 163H157V162H156ZM160 163H161V162H160ZM200 163H201V162H200ZM216 163H217V161H216ZM165 164H166V163H165ZM172 164H173V163H172ZM175 164H176V162H175ZM177 164H178V163H177ZM217 164H219V163H217ZM220 164H221V163H220ZM155 165H156V164H155ZM166 165H167V164H166ZM166 165H165V166H166ZM178 165H179V164H178ZM180 165H181V164H180ZM202 165H203V164H202ZM163 166H164V165H163ZM165 166H164V167H165ZM215 166H216V165H215ZM242 166H243V165H242ZM149 167H150V166H149ZM157 167H158V169L160 168L159 166H157ZM239 167H240V166H239ZM215 168H216V167H214V169H215ZM218 168H219V167H218ZM222 168H223V167H222ZM232 168H233V167H232ZM147 169H148V167H147ZM162 169H163V168H162ZM165 169H166V168H165ZM201 169H202V168H201ZM219 169H220V168H219ZM225 169H226V168H225ZM234 169H235V168H234ZM148 170H149V169H148ZM12 171H13V169H12ZM145 171H146V170H145ZM171 171H172V170H171ZM171 171H170V172H171ZM197 171H198V170H197ZM201 171H202V170H201ZM228 171H229V169H228ZM147 172H148V171H147ZM172 172H173V171H172ZM247 172H248V171H247ZM163 173H164V172H163ZM186 173H187V172H186ZM197 173H199V172H197ZM222 173H223V172H222ZM224 173H225V172H224ZM9 174H10V173H9ZM165 174H166V172H165ZM173 174H174V173H173ZM175 174H176V172H175ZM175 174H174V176H175ZM11 175H12V174H11ZM155 175H156V174H155ZM170 175H171V174H170ZM170 175H169V176H170ZM166 176H167V175H166ZM169 176H168V177H169ZM198 176H200V175H198ZM198 176H197V177H198ZM19 177H20V176H19ZM155 177H158V176H155ZM160 177H161V176H160ZM163 177H165V176H163ZM175 177H176V176H175ZM177 177H178V176H177ZM180 177H179V179H180ZM15 178H16V177H15ZM157 179H158V178H157ZM159 179H160V178H159ZM159 179H158V180H159ZM164 179H165V178H164ZM164 179H163V180H164ZM168 179H170V177H169ZM168 179H167V181H168ZM176 179H177V178H176ZM222 179H223V178H222ZM226 179H227V178H226ZM144 180H145V179H144ZM172 180H173V179H172ZM172 180H171V181H172ZM174 180H175V178H174ZM174 180H173L172 182H171V181H170V182L173 183ZM145 181H147V180H145ZM151 181H153V180L151 179ZM143 182H144V181H143ZM148 182H149V180H148ZM148 182H147V183H148ZM158 182H159V181H158ZM153 183H154V182H153ZM138 184H142V183H138ZM156 184H157V183H156ZM90 185H91V184H90ZM142 185H143V184H142ZM142 185H141V186H142ZM86 186H87V185H86ZM139 186H140V185H139ZM171 186H172V185H171ZM137 187H138V186H137ZM142 187H143V186H142ZM142 187H141V188L138 187V188H140V189L142 190ZM144 187L147 188L148 186L145 185ZM152 187H153V186H152ZM8 188H9V187H8ZM80 188H81V187H80ZM89 188H90V187H89ZM91 188H92V187H91ZM91 188H90V189H91ZM94 188H96V187H94ZM154 188H155V187H154ZM3 189H4V188H3ZM147 189H148V188H147ZM150 189H151V188H150ZM84 190H86V189H84ZM93 190H94V189H93ZM93 190H92V189L90 190V191H91L90 195L93 194V196H94V195H95V194H94L95 192H92ZM95 190H96V189H95ZM79 191H80V190H79ZM88 191H89V190H88ZM88 191H85V195H86V196H87V192H88ZM90 191H89V192H90ZM139 191H140V190H139ZM169 191H170V190H169ZM83 192H84V191H83ZM142 192H143V191H142ZM142 192H141V193H142ZM81 193H82V190H81ZM137 193H138V192H137ZM143 193H144V192H143ZM145 193H147V191H146ZM70 194H71V193H70ZM79 194H80V193H79ZM82 194H83V193H82ZM139 194H140V193H139ZM85 195H83V196H85ZM90 195H89V196H90ZM136 195H137V194H136ZM136 195H135V196H136ZM140 195H141V194H140ZM77 196H78V195H77ZM77 196H76V197H77ZM79 196L81 197V195H79ZM89 196H87V197H89ZM91 196H92V195H91ZM143 196H144V195H143ZM56 197H57V196H56ZM61 197H62V196H61ZM156 197H157V196H156ZM51 198H52V197H51ZM72 198H73V197H72ZM131 198H133V197H131ZM135 198H136V197H135ZM141 198H142V197H141ZM48 199H49V198H48ZM81 199H82V198H81ZM85 199H86V198H85ZM85 199H83V200H85ZM126 199H128V198H126ZM139 199H140V198H139ZM145 199L149 202V200H148L147 198H144V201H145ZM159 199H160V198H159ZM165 199H166V198H165ZM221 199L223 200V198H221ZM224 199H225V198H224ZM51 200H53V199H51ZM61 200H63V199H61ZM67 200H68V199H67ZM136 200H137V198H136ZM142 200H143V199H142ZM170 200H171V199H170ZM218 200L220 201V198H219ZM75 201H77V199H76ZM127 201H128V200H127ZM131 201H134V200H131ZM137 201H139V200H137ZM144 201H141V205L139 204V208H138V207H137V208L140 209V210H143V211H146V210H147L148 212H149L148 209L150 208V211H151V209H152L153 206H155V205H152L153 203H151L150 205H151L152 207H151V206H146V207H144L145 204L147 203L146 201H145V203H142V202H144ZM150 201H152V200H150ZM166 201H167V200H166ZM219 201H218V202H219ZM46 202H47V201H46ZM69 202H70V201H69ZM69 202H68V203H69ZM84 202H85V201H84ZM97 202H98V201H97ZM139 202H140V201H139ZM153 202L155 203V200H154ZM169 202H170V201H169ZM220 202H221V201H220ZM74 203H75V202H74ZM78 203H80V202H78ZM149 203H150V202H149ZM156 203H158V202H156ZM163 203H164V202H163ZM223 203H224V202H223ZM52 204H53V203H52ZM52 204H51V206H52ZM64 204H65V203H64ZM129 204H131V203L129 202ZM136 204H137V203H136ZM143 204H144V206H142ZM166 204H167V203H166ZM166 204H164V206H165ZM45 205H46V204H45ZM55 205H56V204H55ZM55 205H54V206H55ZM59 205H60V204H59ZM94 205H95V204H94ZM96 205H97V204H96ZM99 205H100V204H99ZM101 205H102V204H101ZM147 205H148V204H147ZM160 205H161V204H160ZM162 205H163V204H162ZM223 205H224V204H223ZM135 206H136V205H135ZM137 206H138V205H137ZM156 206H158V204H157ZM156 206L154 207L155 210H156V208H157ZM167 206H168V204H167ZM220 206H221V205H220ZM45 207H46V206H45ZM94 207H96V206H94ZM94 207L92 206V208H94ZM132 207H133V206H132ZM160 207H161V206H160ZM162 207H163V206H162ZM165 207H166V206H165ZM56 208H58V207H56ZM60 208H61V207H60ZM60 208H59V209H60ZM66 208H67V207H66ZM135 208H136V207H135ZM146 208H147V209H146ZM158 208H159V207H158ZM158 208H157V209H158ZM216 208H217V206H216ZM87 209H88V208H87ZM98 209H99V207H98ZM138 209H137V210H138ZM162 209H163V208H162ZM162 209L160 208L159 210H162ZM54 210H55V209H54ZM56 210H57V209H56ZM62 210H63V209H62ZM92 210H93V209H92ZM95 210H96V208H95ZM152 210H154V209H152ZM163 210H165V209H163ZM163 210H162V211H163ZM49 211H51V210H49ZM57 211H58V210H57ZM134 211H136V210H134ZM143 211H142V212H143ZM45 212H47V211H45ZM58 212H59V211H58ZM58 212H57V213H58ZM93 212H94V211H93ZM93 212H91V213H93ZM155 212H156V211H155ZM155 212H152V213H153V214H156V213L158 214V212H156V213H155ZM59 213H60V212H59ZM99 213H100V212H99ZM99 213H98V214H99ZM133 213H134V212H133ZM135 213H136V212H135ZM139 213H141V211H140ZM145 213L147 214V212H145ZM145 213H144V214H145ZM159 213H160V212H159ZM161 213H162V212H161ZM163 213L165 214V212H163ZM163 213H162V214H163ZM169 213H170V211H169ZM42 214H43V213H42ZM49 214H50V213H49ZM49 214H48V216H50ZM51 214H52V213H51ZM54 214H55V213H54ZM66 214H67V213H66ZM89 214H90V213H89ZM93 214H94V213H93ZM93 214H92V215H93ZM106 214H107V213H106ZM130 214H131V213H130ZM137 214H138V212H137ZM153 214H152V217H151V215L148 213V216L151 217L152 219H154V218H156V217L153 218ZM164 214H163V215H164ZM11 215H12V214H11ZM33 215H34V214H33ZM44 215H45V214H44ZM44 215H43V216H44ZM52 215H53V214H52ZM52 215H51V216H52ZM96 215H97V213H96ZM96 215H95V216H96ZM134 215H135V214H134ZM138 215H140V214H138ZM159 215H160V214H159ZM90 216H91V214H90ZM144 216H146V215H144ZM155 216H157V215H155ZM45 217H46V216H45ZM52 217H53V216H52ZM106 217H107V216H106ZM126 217H127V216H126ZM133 217H134V216H133ZM136 217H139V216H136ZM159 217H161V215L158 216V218H159ZM162 217H163V216H162ZM4 218H5V217H4ZM8 218H9V217H8ZM8 218H7V219H8ZM34 218H35V217H34ZM43 218H44V217H43ZM97 218H98V217H97ZM104 218H105V216H104ZM147 218H148V217H147ZM31 219H32V218H31ZM46 219H47V218H46ZM94 219H95V217H94L92 220H94ZM121 219H122V218H121ZM148 219H149V218H148ZM148 219H147V220H148ZM152 219H151V220H152ZM4 220H5V219H4ZM97 220H98V219H97ZM101 220H102V219H101ZM107 220H108V219H107ZM135 220H136V218H135ZM137 220H138V219H137ZM155 220H158V219L156 218ZM162 220H163V218H162ZM164 220H165V219H164ZM168 220H169V219H168ZM168 220H167V222L165 221V224H168V223H169ZM5 221H6V220H5ZM5 221H4V222H5ZM38 221H39V220H38ZM44 221H45V220H44ZM90 221H91V219H90ZM95 221H96V220H95ZM130 221H131V220H130ZM143 221H144V220H143ZM6 222H7V221H6ZM6 222H5V223H6ZM124 222H125V221H124ZM131 222H132V221H131ZM131 222H130V223H131ZM155 222H156V221H155ZM0 223H1V222H0ZM30 223H31V221H30ZM49 223H50V222H49ZM86 223H87V222H86ZM86 223H85V224H86ZM92 223L94 224V222H92ZM95 223H96V222H95ZM150 223L153 224L154 222H150ZM161 223H162V222H161ZM90 224H91V223H90ZM120 224H121V223H120ZM122 224H123V223H122ZM128 224H129V223H128ZM151 224H150V226H148V227L144 226V227H146V228H144V229H145L146 231H148V232H145V230L142 231V232H141L142 234H141V235L139 234L140 236L136 237L137 243H134V245H133V243H131L132 246L136 247V248H134V249L138 250V249H140L144 244L146 245V243L149 242V238H150V237L148 238L147 236H148V233H149V235L152 234V233H150L151 231L149 230V227L153 230V228L151 227V226H152ZM154 224H155V223H154ZM33 225H34V224H33ZM57 225H58V224H57ZM124 225H125V224H124ZM126 225H127V224H126ZM161 225H163V224H161ZM168 225H169V224H168ZM30 226H31V225H30ZM88 226H89V225H88ZM92 226H93V225H92ZM131 226H132V225H131ZM131 226H129V227H130V230H131ZM153 226H154V225H153ZM155 226H156V225H155ZM155 226H154V228H155ZM7 227H8V226H7ZM28 227H29V226H28ZM93 227H94V226H93ZM115 227H117V226H115ZM121 227H122V225H121ZM123 227H124V226H123ZM126 227H127V226H126ZM164 227H165V226H164ZM168 227H170V225H169ZM212 227H213V226H212ZM0 228H1V227H0ZM36 228H37V227H36ZM80 228H81V227H80ZM98 228H99V227H98ZM117 228H118V227H117ZM147 228H148V230H147ZM162 228H163V227H162ZM165 228H166V227H165ZM165 228H163V229H165ZM9 229H10V228H9ZM49 229H50V228H49ZM55 229H56V228H55ZM58 229H59V227H58ZM65 229H66V228H65ZM78 229H79V228H78ZM78 229H76V230H78ZM92 229H94V228H92ZM102 229H103V228H102ZM112 229H113V228H112ZM132 229H133V228H132ZM137 229H138V228H137ZM170 229H171V227H170L168 230H170ZM213 229H214V228H213ZM60 230H62V229H60ZM88 230H89V228H88ZM100 230H101V229H100ZM121 230H122V229H121ZM3 231L5 232L6 230H1V229H0V233H1V234H2ZM74 231H75V230H74ZM86 231H87V230H86ZM93 231H94V230H93ZM93 231H92V233H94ZM103 231H104V230H103ZM149 231H150V232H149ZM154 231H155V229H154ZM207 231H208V230H207ZM4 232H3L4 235H5V233L7 234V232H5V233H4ZM66 232H67V231H66ZM71 232H72V231H71ZM71 232H70V233H71ZM83 232H85V231L83 230ZM107 232H108V230H107ZM112 232H114V231H112ZM128 232H129V231H128ZM163 232H164V231H163ZM209 232H212V231H209ZM56 233H57V232H56ZM58 233H60V232H58ZM58 233H57V234H58ZM73 233H74V232H73ZM86 233H87V232H86ZM89 233H91V231H90ZM92 233H91V234H92ZM109 233H110V232H109ZM135 233H136V231H135ZM137 233H139V232H137ZM160 233H161V232H160ZM204 233H205V232H204ZM230 233H231V232H230ZM1 234H0V235H1ZM62 234H63V232H62ZM62 234H61V235H62ZM74 234H75V233H74ZM76 234H77V233H76ZM76 234H75V235H76ZM95 234H96V233H95ZM112 234H116V233H112ZM131 234H132V233H131ZM4 235H1V236H4ZM12 235H13V234H12ZM47 235H48V234H47ZM65 235H66V234H65ZM84 235H85V234H84ZM93 235H94V234H93ZM110 235H111V233H110ZM117 235H118V233H117ZM132 235H133V234H132ZM132 235H131V236H132ZM134 235H135V234H134ZM7 236H8V235H6L5 237H7ZM9 236H10V235H9ZM48 236H49V235H48ZM55 236H56V235H55ZM57 236H60V235H57ZM66 236H67V235H66ZM70 236H71V235H70ZM79 236H81V235H79ZM90 236H91V235H89V238H90ZM95 236H96V235H95ZM13 237H14V236H13ZM41 237H42V236H41ZM62 237H63V235H62ZM64 237H65V236H64ZM67 237H68V236H67ZM73 237H74V235H73ZM75 237H77V235H76ZM107 237H108V236H107ZM132 237H133V236H132ZM8 238H9V237H8ZM8 238H7V239H8ZM55 238H56V237H55ZM58 238H59V237H58ZM65 238H66V237H65ZM69 238H70V237H69ZM77 238H78V237H77ZM79 238H82V237H79ZM79 238H78V240H79ZM108 238L110 239V237H108ZM56 239H57V238H56ZM56 239H55V240H56ZM59 239H60V238H59ZM59 239H58V241H59ZM75 239H76V238H75ZM102 239L105 240L104 238H102ZM127 239H128V238H127ZM133 239L135 240L134 237H133ZM49 240H50V239H49ZM55 240H54V241H55ZM60 240H61V239H60ZM66 240H67V239H66ZM66 240H65V242H66V244H67V241H66ZM69 240H70V239H69ZM71 240H73V239H71ZM71 240H70V242H71ZM86 240H87V238H86ZM106 240H107V239H106ZM114 240H115V239H114ZM139 240H140V242H139ZM170 240H171V239H170ZM11 241H12V239H11ZM56 241H57V240H56ZM62 241H63V240H62ZM73 241H74V240H73ZM73 241H72V242H73ZM75 241H76V240H75ZM92 241H93V240H92ZM98 241H99V239H98ZM101 241H102V240H101ZM101 241H100V242H101ZM127 241H128V240H127ZM151 241H152V240H151ZM76 242H77V241H76ZM86 242H87V241H86ZM88 242H89V241H88ZM95 242H97V241L95 240ZM111 242H112V241H111ZM111 242H108V243L110 244ZM118 242H119V241H118ZM130 242H131V241H130ZM172 242H173V241H172ZM4 243H5V242H4ZM58 243H60V241H59ZM58 243H57V244H58ZM63 243H64V242H63ZM63 243H62V245L60 244V246H63ZM102 243H103V242H102ZM57 244H56V245H57ZM64 244H65V243H64ZM74 244H75V242H74ZM80 244H81V242H80ZM89 244H90V242H89ZM95 244H96V243H95ZM99 244H101V243H99ZM104 244H105V243H104ZM106 244H107V242H106ZM131 244H130V245H131ZM56 245H55V246H56ZM67 245H68V244H67ZM76 245H77V243H76ZM76 245H75V246H76ZM78 245H79V243H78ZM101 245H102V244H101ZM110 245H111V244H110ZM110 245H109V246H110ZM135 245H136V246H135ZM152 245H153V244H152ZM43 246H44V245H43ZM72 246H73V245H72ZM111 246H112V245H111ZM111 246H110V247H111ZM121 246H122V245H121ZM132 246H131V247H128L129 251L133 249ZM44 247H46V246H44ZM52 247L55 248L54 246H52ZM56 247H57V246H56ZM68 247H69V246H68ZM88 247H89V246H88ZM92 247H93V245H92ZM95 247H96V248H94L93 250L90 249L91 253H90V251H86V250H85L86 253H83V252H84V251H83L82 253L85 254V256L83 255L84 258H83V256H82L83 259L80 258V257H81L80 254H77V257H78V255H79L78 258H79L80 260H81V259L83 260V262H82V261H78V262H82L83 264H109V263H107V262L105 261V259L108 260L107 258H109V256H110L111 258L113 257L114 260H115V261H114L113 258H112L111 260H113V262L110 260V261H109L110 264H122V261L125 262V260H122L123 256L125 257V256L127 255V254L125 255V253L128 252V254H131V253H129V251H127V250H126V252H124V248H123V250L119 251L121 248H118V249H117V247L114 245V247H116V250L113 249V250H114V251L112 250V251H113V252H112L113 254H110V255L108 254V257H107V256H106V255H107L106 252H107V250H108L109 248H108L107 250L104 249L105 245H104V246L102 245L103 248H102L101 246H95ZM123 247H124V245H123ZM125 247L127 248V245H126ZM143 247H144V246H143ZM143 247H142V248H143ZM151 247L153 248V246H151ZM59 248H60V247H59ZM59 248H58V249H59ZM63 248H64V247H63ZM63 248H62V251H63ZM69 248H70V247H69ZM74 248H75V247H74ZM131 248H132V249H131ZM142 248H141V249H142ZM32 249H33V248H32ZM44 249L47 250V248H44ZM44 249H43V251H44ZM50 249H51V248H50ZM70 249H73V248H70ZM134 249H133L132 251L135 252ZM48 250H49V249H48ZM48 250H47V251H48ZM64 250H66V249L64 248ZM75 250H76V249H75ZM82 250H83V249H82ZM88 250H89V249H88ZM117 250H118V251H117ZM47 251H46V252H47ZM58 251H59V250H58ZM31 252H33V250H32ZM52 252H53L54 256H56V255H55L56 253H54V252H55L54 249H53ZM56 252H57V251H56ZM74 252H75V251H74ZM87 252H89V253L87 254ZM108 252H110V251H108ZM130 252H131V251H130ZM57 253H58V252H57ZM62 253H63V252H62ZM70 253H73V252H70ZM70 253H68V254H70ZM76 253H78V251H77ZM110 253H111V252H110ZM41 254H42V252H41ZM49 254H50V253H49ZM58 254H61V253L59 252ZM65 254H67V253L65 252ZM149 254L151 255V253H149ZM156 254H157V253H156ZM159 254H160V251H159ZM31 255H32V254H31ZM112 255H113V256H112ZM33 256H34V255H33ZM54 256H53V257H54ZM59 256H60V258L62 257V255H59ZM59 256L57 255L58 258H59ZM63 256H64V255H63ZM121 256H122V257H121ZM161 256H162V255H161ZM40 257H41V256H40ZM42 257H43V256H42ZM57 257H55V258L57 259ZM64 257H65V256H64ZM64 257H63V258H64ZM69 257H70V256H69ZM105 257H107V258H105ZM126 257H127V256H126ZM129 257H130V256H129ZM149 257H151V256H149ZM155 257H156V256H155ZM163 257H164V256H163ZM46 258H47V257H46ZM49 258H50V257H49ZM60 258H59V260H61V261L65 259V258H64V259H62V258L60 259ZM67 258H68V257H67ZM143 258H144V257H143ZM147 258H148V257H147ZM34 259H36V258H34ZM52 259H53V258H52ZM109 259H110V258H109ZM133 259H134V258H133ZM144 259H145V258H144ZM160 259H161V258H160ZM162 259H163V258H162ZM70 260H71V259H70ZM75 260H77V259H75ZM145 260H146V259H145ZM30 261H31V260H30ZM49 261H50V260H49ZM55 261H56V263H57L58 259H57V260L54 259V262H55ZM65 261H66V260H65ZM65 261H64V263H65ZM67 261H68V259H67ZM130 261H131V263H133V260H130V259H129V262H130ZM51 262L53 263V261H51ZM69 262H70V261H69ZM78 262H76V263H78ZM124 262H123V264H124ZM148 262H149V259H148ZM58 263H59V262H58ZM60 263H61V262H60ZM64 263H63V264H64ZM71 263H72V262H71ZM82 263H81V264H82ZM131 263H130V264H131ZM155 263H157V262H155ZM159 263H160V262H159ZM0 264H1V263H0ZM38 264H39V263H38ZM43 264H44V263H43ZM49 264H51V263H49ZM66 264H68V263H66ZM69 264H70V263H69ZM74 264H75V263H74ZM79 264H80V263H79ZM128 264H129V263H128ZM160 264H161V263H160ZM164 264H165V263H164Z\"/></svg>", "mask_w": 264, "mask_h": 264}]
</instances>
